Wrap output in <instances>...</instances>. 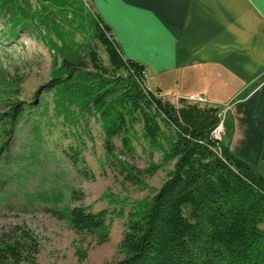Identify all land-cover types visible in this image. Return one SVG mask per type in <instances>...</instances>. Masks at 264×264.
Masks as SVG:
<instances>
[{
  "label": "trees",
  "instance_id": "trees-1",
  "mask_svg": "<svg viewBox=\"0 0 264 264\" xmlns=\"http://www.w3.org/2000/svg\"><path fill=\"white\" fill-rule=\"evenodd\" d=\"M36 1L40 11L35 13L29 0H22L25 7L18 0H0V9L10 13L12 35L19 26L35 31L54 51L52 78L45 87L53 91L57 111L65 113L68 122L77 118L72 117L73 106L82 118L99 116L110 158L119 157L114 136L121 135L124 148L134 152L132 133L137 134L134 126L141 123L143 137L158 147L162 138L165 157L175 161L157 193L138 204L119 246L123 257L113 264H264V176L213 137L219 107L165 100L163 89L150 86L145 66L124 56L112 28L92 3ZM45 25L62 40L61 46L43 32ZM75 32L81 41L75 40ZM9 105L0 121L10 122L12 134L26 104L18 100ZM227 125L232 135L233 124ZM78 153L72 154L75 165ZM83 164L78 168L88 175L85 160ZM40 197L47 200L46 195ZM29 199L34 201L33 196ZM109 214L107 209L93 212L75 206L69 217L77 232L97 233L105 242ZM23 255L17 242L0 243V264H19Z\"/></svg>",
  "mask_w": 264,
  "mask_h": 264
},
{
  "label": "rangeland",
  "instance_id": "rangeland-1",
  "mask_svg": "<svg viewBox=\"0 0 264 264\" xmlns=\"http://www.w3.org/2000/svg\"><path fill=\"white\" fill-rule=\"evenodd\" d=\"M29 1L32 13L40 11L36 0ZM84 1L91 5L90 0ZM18 5L25 7L22 0ZM12 29L10 13L0 9V113L10 110V102L26 104L24 118L15 123L12 134L10 122L0 121V243L17 242L24 254L19 264H113L123 257L119 246L138 204L157 193L175 161L165 157L161 147L167 144L162 138L163 146L158 147L143 137L141 123L134 126L137 134L132 133L134 152L124 148L121 135L114 136L120 158L108 157L99 116L82 118L73 106L72 117L77 118L68 122L65 113L57 111L54 93L45 87L52 78L54 51L35 31L19 26L12 35ZM42 30L59 46L63 44L49 25ZM74 36L82 40L78 32ZM101 55L106 61L104 50ZM148 81L155 88L159 85ZM188 95L170 93L163 98L179 105ZM228 106L223 142L231 135L227 130L231 104L219 108ZM76 151L75 165L72 154ZM83 160L88 175L78 168L85 166ZM74 191L78 192L76 200L72 199ZM29 196H33L32 203ZM75 206L93 212L109 210L107 241L102 242L97 233H79L73 228L69 213Z\"/></svg>",
  "mask_w": 264,
  "mask_h": 264
},
{
  "label": "crops",
  "instance_id": "crops-1",
  "mask_svg": "<svg viewBox=\"0 0 264 264\" xmlns=\"http://www.w3.org/2000/svg\"><path fill=\"white\" fill-rule=\"evenodd\" d=\"M90 1L124 56L143 64L164 95L194 93L210 106L231 104L233 134L224 143L264 176V8L258 0Z\"/></svg>",
  "mask_w": 264,
  "mask_h": 264
},
{
  "label": "built area",
  "instance_id": "built-area-1",
  "mask_svg": "<svg viewBox=\"0 0 264 264\" xmlns=\"http://www.w3.org/2000/svg\"><path fill=\"white\" fill-rule=\"evenodd\" d=\"M186 102L190 103V104H198V105H205L207 104L208 100L202 96V95H197V94H189L186 97ZM180 104V103H179ZM230 107L228 106L225 110H220L218 113V116L220 118V123L219 125L215 128V130L213 131V137L221 140L222 135L225 131L224 128V119H225V114H226V110H228Z\"/></svg>",
  "mask_w": 264,
  "mask_h": 264
},
{
  "label": "snow or ice",
  "instance_id": "snow-or-ice-1",
  "mask_svg": "<svg viewBox=\"0 0 264 264\" xmlns=\"http://www.w3.org/2000/svg\"><path fill=\"white\" fill-rule=\"evenodd\" d=\"M108 2L109 0H98V3H101L102 5ZM258 2L261 4V7L264 8V0H258Z\"/></svg>",
  "mask_w": 264,
  "mask_h": 264
}]
</instances>
